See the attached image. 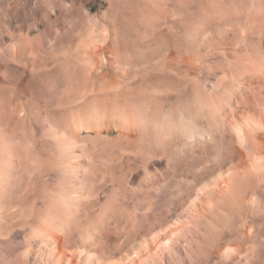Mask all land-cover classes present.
I'll list each match as a JSON object with an SVG mask.
<instances>
[{"label": "bare ground", "instance_id": "1", "mask_svg": "<svg viewBox=\"0 0 264 264\" xmlns=\"http://www.w3.org/2000/svg\"><path fill=\"white\" fill-rule=\"evenodd\" d=\"M247 2V9L254 16L246 20L232 17L222 22L211 16L204 20L205 30L191 31L193 28H187L181 17L178 25L171 24L165 34L159 32L160 28L156 30L157 25L151 31L148 29L152 45L149 52L138 47L136 67H142L139 74L144 72L146 59L151 64L148 71L135 79L133 87L124 81L123 60L113 44L115 39L109 43L105 37L88 39L82 50L87 62L86 78L91 83L84 92L76 91L75 99L82 105L66 114L64 122L71 127H85L97 140L117 134L112 141L119 156L115 158L112 152L115 159L107 165L108 169L102 170L100 183L91 180L100 184L95 208L112 185L114 191L118 186V205L112 206L108 216H105L107 207L105 210L102 207L105 223H87L88 228L77 238L67 224L54 229L40 226L46 242L43 245L46 261L190 264L186 258L197 239L203 238L202 231L212 236L205 264H218L214 263L217 257L225 258L227 264L232 260L240 264L244 259L249 264L250 259H256L258 248L250 243L264 241V14L260 10L262 3ZM178 3L181 9L182 0ZM17 6L11 17L21 30L15 26L18 37L8 47H4L0 32V69L9 73L18 70L27 84H38L43 75L42 36L46 32L56 38L53 33L56 20L48 10L33 11L27 20L21 6ZM179 24L182 30H178ZM42 25L45 31L39 30ZM32 29L38 34L30 38ZM208 29L212 33L209 37L205 33ZM107 62L113 69L116 66L118 76L116 73L110 77L105 69ZM93 164L95 167L94 161ZM88 181L85 183L89 187ZM89 193L85 198L76 194L79 200L90 201ZM133 200L138 202L129 211L127 204ZM227 236L231 240L224 241ZM257 264H262L260 259Z\"/></svg>", "mask_w": 264, "mask_h": 264}, {"label": "rangeland", "instance_id": "2", "mask_svg": "<svg viewBox=\"0 0 264 264\" xmlns=\"http://www.w3.org/2000/svg\"><path fill=\"white\" fill-rule=\"evenodd\" d=\"M77 1L79 0H0V32L5 42L4 47L14 45L18 37V31L15 33V26L19 29L20 27L12 22L13 18L11 17L13 9L18 7L17 5L21 6L27 20H29L31 12L39 13L42 10L50 11L53 20H56L53 26V33L56 38H51L50 34L46 32L42 36L43 75L38 84H27L26 77L18 74V70L9 73L0 69V264H54L46 261L43 256L46 242L43 240L40 226L54 229L57 226L61 227L67 224L77 238L88 228L85 227L87 223L95 221L94 224L91 223L93 225L104 224L105 216L110 215L112 206L118 205L119 191H117L118 186H116L115 191L113 190L114 185L110 187L113 192L110 188L106 190L108 192L105 194L109 195V199L103 194L100 198V206L98 205L99 207L96 208L97 205L94 202L97 197V187L100 185L102 170L108 169L110 162L119 156L118 148L113 142V138L117 134L114 133L106 140H97L95 134L86 130L85 127L81 125H72L71 127L64 122L66 114H71L82 105L75 99L76 91L84 92L91 83L86 78L87 62L82 50L90 37L109 38L107 43L115 39L113 44L116 49L118 48L117 51L123 60V64H121L125 74V80H123L126 83L129 81L128 86L131 84L130 87H133V83L136 82L135 79L137 80L145 71L149 70L147 68L150 67L149 64L151 63H148L149 59H146L145 65L143 64L146 69L143 67L142 71L144 72L139 74L138 70L142 67H136L138 66L136 64L137 53L139 48L146 52L151 50V37L148 36H150L149 30H152L155 25L158 26L156 30L160 28L159 32L163 31L161 33L165 34L171 24L173 26L178 25L181 17L185 25L187 24V28H193L191 29L193 31L194 29L205 30V23H207L205 21L211 16L222 22L232 17L246 20V17L254 16L247 9L248 0H182L184 6L181 9L178 7V0H81L82 4ZM257 1L262 3L263 7L260 10L264 14V1ZM191 19H193L192 22ZM197 19L199 21H196ZM30 23L28 22V25ZM182 28L179 24L178 30H182ZM39 30L45 31V27L42 25ZM205 33L208 37L212 35L210 29L206 30ZM37 34L38 31L32 29L30 38ZM112 35H115L116 38ZM141 38L144 40L142 41ZM89 56L91 57L92 54ZM122 56L124 58L127 56V58L124 59ZM3 59L5 60V58ZM125 60L126 63H124ZM107 63L105 69L110 72V77H115L118 71L116 66L114 65L113 69L109 65L110 63ZM11 64L16 63L11 61ZM129 64L132 65L129 66ZM133 65L135 66L133 67ZM127 67H130L131 70L128 71L130 68L126 69ZM129 76L131 77L129 78ZM132 76L135 78L133 79ZM99 84L101 81H98L97 85L99 86ZM104 136L107 135L104 134ZM97 141L99 142L97 143ZM100 142L101 145L105 142L104 146L112 143L108 145V148V146H100ZM60 143L62 146H66L62 147ZM111 144L115 145V148H112ZM61 149L64 150V153ZM114 150L118 153H115ZM91 151H94V155L89 153ZM109 156L112 158L111 161ZM93 161L96 168L93 166ZM78 166L81 168H78L79 171L81 170L80 172L76 169ZM72 167L75 169L71 170ZM73 171L75 172L73 173ZM74 174L77 177H74ZM85 176L90 179H86ZM91 179H97L99 183L94 180L93 182ZM84 180H89L91 185L88 187V183L86 182V185ZM82 191L86 194L83 195ZM88 192H91L89 193L90 201L78 199L79 193L85 198ZM111 194L117 195L118 198ZM137 202L135 200L130 201L129 203L133 207L128 203L127 209L132 211ZM106 203H109V206ZM105 206L108 210L106 212L104 211ZM89 207H94L96 210ZM102 207L104 210L101 211ZM65 208L67 211L63 213ZM69 208L71 212L68 211ZM98 210L102 214L105 212V216L101 214L100 217ZM97 217L102 222H99ZM60 218L63 220L61 221ZM60 222L64 224L61 225ZM91 223L88 225H92ZM202 232L203 238L197 239V243L194 244L192 251L186 258L190 264H199L202 261L205 264V256L211 246L212 236L206 231ZM230 238L231 236H227L224 241H229ZM250 245H255L258 249L255 253L256 259H250L249 264H257L259 259L264 264V241L251 242ZM26 251H29V254ZM244 260L240 264H246V260ZM219 262L227 264V260L222 257H217L214 260V263L219 264ZM235 263H238V260L228 262V264Z\"/></svg>", "mask_w": 264, "mask_h": 264}]
</instances>
